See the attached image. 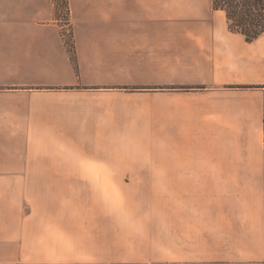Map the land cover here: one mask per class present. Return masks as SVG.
<instances>
[{"label":"crops","instance_id":"0c3cea01","mask_svg":"<svg viewBox=\"0 0 264 264\" xmlns=\"http://www.w3.org/2000/svg\"><path fill=\"white\" fill-rule=\"evenodd\" d=\"M69 9L70 38L0 0V264H264V33L213 0Z\"/></svg>","mask_w":264,"mask_h":264},{"label":"trees","instance_id":"16d2710c","mask_svg":"<svg viewBox=\"0 0 264 264\" xmlns=\"http://www.w3.org/2000/svg\"><path fill=\"white\" fill-rule=\"evenodd\" d=\"M54 5L58 20H60L61 6L67 10L70 19L69 0H54ZM213 7L224 10L229 21V28L243 34L247 41L252 42L264 33V0H213ZM69 45L71 55L75 57V50L71 43Z\"/></svg>","mask_w":264,"mask_h":264},{"label":"rangeland","instance_id":"374dc122","mask_svg":"<svg viewBox=\"0 0 264 264\" xmlns=\"http://www.w3.org/2000/svg\"><path fill=\"white\" fill-rule=\"evenodd\" d=\"M60 23L63 25V29L65 30L66 34H70L68 35V37H71V33L69 32V30H71V26H70V19H69V14H67V10L63 8V6L60 7Z\"/></svg>","mask_w":264,"mask_h":264}]
</instances>
